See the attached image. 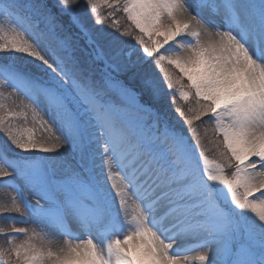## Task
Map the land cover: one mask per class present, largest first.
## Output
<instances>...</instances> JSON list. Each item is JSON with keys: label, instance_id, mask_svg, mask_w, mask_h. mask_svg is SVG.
Listing matches in <instances>:
<instances>
[{"label": "snow or ice", "instance_id": "obj_1", "mask_svg": "<svg viewBox=\"0 0 264 264\" xmlns=\"http://www.w3.org/2000/svg\"><path fill=\"white\" fill-rule=\"evenodd\" d=\"M0 188V264H264V0H0Z\"/></svg>", "mask_w": 264, "mask_h": 264}, {"label": "rangeland", "instance_id": "obj_2", "mask_svg": "<svg viewBox=\"0 0 264 264\" xmlns=\"http://www.w3.org/2000/svg\"><path fill=\"white\" fill-rule=\"evenodd\" d=\"M9 91H10V89H9ZM22 99H23V97H19V100H22ZM19 100L17 102H19ZM16 123L20 127H25V126L28 128L33 127L30 114H29V119H28L27 125H25V122L23 120H17ZM37 135L39 136L40 133L38 132ZM12 195H16V192L14 190L0 188V200H1L0 205H5V204L10 203V197ZM28 200L32 204L36 203V198L34 196H29ZM11 215L16 217L17 219H19L18 214L13 213ZM9 223L10 222L7 219L0 217V227H7ZM16 227H27L31 231V229H33L35 227V225H33V224H27L26 225L23 223H16ZM1 239L3 241H5L3 237H1ZM23 239H24V237H19L15 242L18 244V243L22 242ZM62 244H63V238L61 237L59 239L53 240V242L49 246L52 247L53 250H55L57 247H59Z\"/></svg>", "mask_w": 264, "mask_h": 264}, {"label": "trees", "instance_id": "obj_3", "mask_svg": "<svg viewBox=\"0 0 264 264\" xmlns=\"http://www.w3.org/2000/svg\"><path fill=\"white\" fill-rule=\"evenodd\" d=\"M101 11H106V10L105 9H101ZM122 16H123V13H117V18L122 17ZM124 22L126 23V19H125ZM204 119L207 120L208 118L205 117ZM207 149H208L207 150V155H208V157L210 159H219L218 154L216 153V151L214 150V148L210 144L207 145ZM226 171L230 173L232 170L231 169H226ZM0 203H1V200H0ZM1 237L2 236H0V245H5V241H3L1 239Z\"/></svg>", "mask_w": 264, "mask_h": 264}]
</instances>
